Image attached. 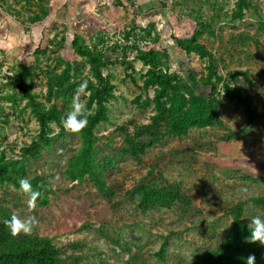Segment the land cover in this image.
<instances>
[{"label": "rangeland", "instance_id": "rangeland-1", "mask_svg": "<svg viewBox=\"0 0 264 264\" xmlns=\"http://www.w3.org/2000/svg\"><path fill=\"white\" fill-rule=\"evenodd\" d=\"M0 24V163L50 188L29 212L0 181V209L34 216L31 234L50 238L62 259L196 264L225 239L237 204L247 224L264 219V0H0ZM74 39L102 63L101 107ZM154 71L169 75L167 88ZM84 81L93 114L73 134L61 117ZM224 84L249 100L251 123ZM20 86L51 111L44 125ZM88 141L105 189L67 173Z\"/></svg>", "mask_w": 264, "mask_h": 264}, {"label": "trees", "instance_id": "trees-1", "mask_svg": "<svg viewBox=\"0 0 264 264\" xmlns=\"http://www.w3.org/2000/svg\"><path fill=\"white\" fill-rule=\"evenodd\" d=\"M71 44L77 54L85 55L88 58L90 65L95 70L99 84V88L96 90V100L98 106L101 107L103 98L110 92V87L105 85V80L100 72L102 63L97 57L93 56L88 49L82 48L78 44L77 39H74ZM192 44V42L186 44L178 42V46L187 54L192 53L195 50H201L200 46H193ZM143 59L145 63L153 66L151 52L144 54ZM214 60L215 59L210 55V63L214 66L213 75L215 76L216 64ZM150 80L164 88H167L170 85V77L167 74H161L154 71L150 75ZM209 85L210 94H214L216 86L212 83ZM20 90L22 91L23 96L28 99L30 104H32L37 118L40 120L41 124L44 125L46 120L51 118V111L45 112V110H41L39 107L37 108L32 95L23 86H20ZM223 92L226 97L234 99L238 104L244 107L248 123H251L254 118V113L251 111L249 100L243 98L241 94L230 88L227 84L223 85ZM167 126L170 127L169 125ZM171 130L173 129L171 128ZM88 134L89 137H91L92 134L90 131H88ZM85 145L86 146L78 156L79 161L78 164H76V168H70L67 173L72 180H81L84 175L88 173L90 178L95 179L99 189H105L106 181L104 177L101 173L95 172L94 169L95 164L94 158L91 156V142L88 141ZM39 154L38 149H36L35 152L32 150L31 157L38 156ZM4 164L6 165L7 163ZM5 165L0 163V181H7L8 184L14 185L18 188L19 179L25 178L24 173L16 167L11 169L10 172ZM31 183L34 189L38 188L41 192L50 189L45 181L39 182L31 180ZM42 199L45 200L46 198L42 196ZM143 201L146 203V205H144L145 208L150 205L148 200L143 198ZM251 202L255 203L254 200H251ZM243 205L244 203L236 205L229 232L218 249L202 258L196 264H246V259L249 255L255 256L254 264H264V246L260 245L258 242L255 244L245 242V238L248 237L250 233L247 228L248 224L242 220ZM11 214V211L6 208L0 209V264H81L73 255L62 259L59 247H57L47 236L39 237L32 234H20L13 237L3 224V221L8 219ZM166 245L167 242H163L157 253V257L160 258V260L163 259Z\"/></svg>", "mask_w": 264, "mask_h": 264}, {"label": "clouds", "instance_id": "clouds-1", "mask_svg": "<svg viewBox=\"0 0 264 264\" xmlns=\"http://www.w3.org/2000/svg\"><path fill=\"white\" fill-rule=\"evenodd\" d=\"M90 97L91 92L88 91L87 81L82 82L75 90L71 103L70 110L61 117V124L65 131L79 134L88 126V117L93 113L87 107V99L82 100L81 97ZM13 191H19L20 194L26 197V205L29 212L34 211L37 206V201L42 198L43 193L34 189L31 183V178H21L18 181V189L12 186ZM246 191V189H244ZM247 225L250 235L245 238L247 243H259L264 246V219L260 216H252L249 218ZM38 223L34 216L21 218L16 213H12L8 219L3 221L4 226L9 230L10 234L15 237L21 233L30 235L33 228ZM255 256L249 255L246 259V264H254Z\"/></svg>", "mask_w": 264, "mask_h": 264}, {"label": "crops", "instance_id": "crops-1", "mask_svg": "<svg viewBox=\"0 0 264 264\" xmlns=\"http://www.w3.org/2000/svg\"><path fill=\"white\" fill-rule=\"evenodd\" d=\"M0 26H1V24H0ZM0 30H3L1 27H0ZM0 43H1V45H3V42L0 40ZM1 47H3V46H1Z\"/></svg>", "mask_w": 264, "mask_h": 264}]
</instances>
